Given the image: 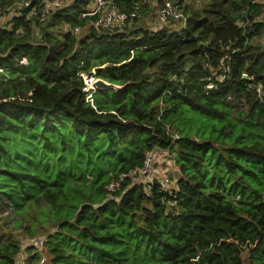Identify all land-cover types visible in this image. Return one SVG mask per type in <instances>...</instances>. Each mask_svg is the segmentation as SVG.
I'll return each instance as SVG.
<instances>
[{
  "label": "trees",
  "instance_id": "obj_1",
  "mask_svg": "<svg viewBox=\"0 0 264 264\" xmlns=\"http://www.w3.org/2000/svg\"><path fill=\"white\" fill-rule=\"evenodd\" d=\"M19 1L0 0V198L31 242L0 240V264H264L262 4L176 0L185 27L151 29L117 0L141 14L108 31L89 0L42 21ZM156 150L175 184L138 172Z\"/></svg>",
  "mask_w": 264,
  "mask_h": 264
},
{
  "label": "built area",
  "instance_id": "obj_2",
  "mask_svg": "<svg viewBox=\"0 0 264 264\" xmlns=\"http://www.w3.org/2000/svg\"><path fill=\"white\" fill-rule=\"evenodd\" d=\"M32 0H21L18 3V7H29ZM73 0H43L41 3L40 11L33 9L28 16L37 15L39 19L44 20L50 14L71 3ZM263 6L264 15V0H258ZM147 0H143L146 3ZM181 5L175 0H163L157 6V11L149 24L151 29L157 28L163 24L174 25V23H179L180 27H185L187 23V18L184 14ZM87 11L82 12L80 17L82 19L91 18L90 26L95 27L98 30H123L126 27L133 26L136 19L141 14V5L134 4L132 10H126L120 7L117 0H89ZM80 27H69L65 26V31L78 33L80 32ZM37 35H39V29H37ZM23 62H26L24 60ZM163 153L156 150L151 151L148 154L143 167L138 171L144 177H150V180H155L156 170L154 164L157 159L162 156ZM168 181V179L166 180ZM120 185V179L116 181H111L108 185V190L110 192L116 191L117 187ZM24 264V261H23Z\"/></svg>",
  "mask_w": 264,
  "mask_h": 264
},
{
  "label": "rangeland",
  "instance_id": "obj_3",
  "mask_svg": "<svg viewBox=\"0 0 264 264\" xmlns=\"http://www.w3.org/2000/svg\"><path fill=\"white\" fill-rule=\"evenodd\" d=\"M21 1V0H20ZM19 1V2H20ZM176 1V0H175ZM188 4L193 3V0H187ZM209 0H196V4H201L203 2H208ZM148 5L147 6V12L145 13V20L146 24L148 25L150 24V22L152 21L153 16L155 15L156 11H157V6L159 5L157 3V0H147L146 3H143ZM183 6L181 5L180 8H182ZM183 9V8H182ZM173 28H179L180 25L179 23H174V25L172 26ZM65 29V28H64ZM97 79V77L93 76V77H85V82L87 84V87L84 88L85 92H89V91H93L95 88L93 87V82ZM89 97H91L89 95ZM164 156H160L157 159V162L154 164V168L156 171H159V173L161 174L159 176V178H161L163 180V182H167V172H169V176L170 179L172 180V184H175L176 178H178V172H176V168L174 165L173 160L170 158V156H168L167 161H163L162 158ZM147 180H150V177H147ZM171 184V185H172ZM17 215L13 210V206L10 203V201H8L7 199H2L0 198V240L1 241H6L9 239V234H16L18 235L20 238H24V231L21 228H17L16 227V223H17ZM25 224H27V222H25ZM26 243L31 242L30 240H26ZM25 243V244H26ZM39 245H42V239H37L36 242ZM49 259L50 257H48V255L46 254L45 251L42 252V256L41 259L39 260V262L37 264H48L49 263Z\"/></svg>",
  "mask_w": 264,
  "mask_h": 264
},
{
  "label": "water",
  "instance_id": "obj_4",
  "mask_svg": "<svg viewBox=\"0 0 264 264\" xmlns=\"http://www.w3.org/2000/svg\"><path fill=\"white\" fill-rule=\"evenodd\" d=\"M249 76L247 74L244 75V78H248ZM93 87L94 88H113L114 85L107 82L106 80H104L103 78H97L94 82H93Z\"/></svg>",
  "mask_w": 264,
  "mask_h": 264
},
{
  "label": "crops",
  "instance_id": "obj_5",
  "mask_svg": "<svg viewBox=\"0 0 264 264\" xmlns=\"http://www.w3.org/2000/svg\"><path fill=\"white\" fill-rule=\"evenodd\" d=\"M163 161H167V159H165L164 157L162 158Z\"/></svg>",
  "mask_w": 264,
  "mask_h": 264
}]
</instances>
